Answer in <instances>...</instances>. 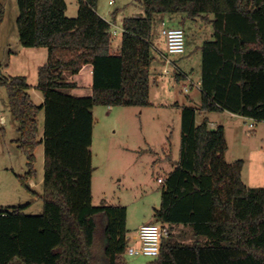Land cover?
I'll list each match as a JSON object with an SVG mask.
<instances>
[{
	"label": "trees",
	"instance_id": "16d2710c",
	"mask_svg": "<svg viewBox=\"0 0 264 264\" xmlns=\"http://www.w3.org/2000/svg\"><path fill=\"white\" fill-rule=\"evenodd\" d=\"M98 2L78 0V14L70 18L66 0H18L20 43L48 51L36 85L44 102L35 104L25 76L0 75V87L17 125L15 143L28 161L18 180L29 191L35 152L44 145V210L27 215V206L0 208V264H128V208L93 204V110L150 106L157 17L213 24L215 41L201 47L200 110L264 122V0H141L144 16L124 19L117 52ZM5 16L0 1V27ZM86 66L92 67V94L75 96L77 84L65 74L78 75ZM197 115L194 107L182 108L180 159L154 209L155 223L169 233L153 264H264V187L244 184V161L226 160L224 128L197 124ZM6 135L0 124V140ZM179 227L192 231L191 242L175 238Z\"/></svg>",
	"mask_w": 264,
	"mask_h": 264
},
{
	"label": "rangeland",
	"instance_id": "374dc122",
	"mask_svg": "<svg viewBox=\"0 0 264 264\" xmlns=\"http://www.w3.org/2000/svg\"><path fill=\"white\" fill-rule=\"evenodd\" d=\"M6 11L5 21L0 30V75L11 77L24 72L28 73L30 80L32 72L30 63H37L39 57L32 52H44L47 62L48 51L45 48H26L20 43L17 19L19 17L18 0H0ZM113 4H110V2ZM141 0H99L98 13L111 23V29L118 32L114 39L113 50L121 45L123 34V20L142 14ZM66 14L75 18L78 14V0H66ZM144 15V13H143ZM169 26L182 27L186 32V52L182 56L173 57L176 66L183 71L197 85L201 73L203 53L199 46L206 41H213V24L202 19L187 20L184 16H171ZM214 16H210V19ZM160 19L154 22V32L158 33ZM29 63L28 67L26 64ZM200 65V66H199ZM175 65L170 72L176 73ZM31 67H33L31 65ZM24 69V70H22ZM74 75L65 74V79ZM37 77V76H36ZM37 81V80H36ZM189 81L179 82L176 93L185 98L180 92L184 84L191 85ZM198 87V85H197ZM195 87L191 94H199ZM2 97L8 107L6 89H0ZM73 93V91H71ZM181 94V95H180ZM35 104L41 105L42 93L36 89L32 92ZM0 115L9 114L10 111L1 108ZM0 109V110H1ZM138 107H114L109 110L106 106H98L93 110L95 129L93 145V204L98 206L102 200L110 205H123L128 208V233L134 232L139 223H148L152 218L154 209L161 205L162 186L159 177H165L167 171L179 160L181 148V123L177 111L172 110L161 117L158 123L152 109L144 111ZM39 140L44 135L45 112L39 115ZM250 123L256 128L250 129ZM15 124V123H14ZM15 128L7 123V135L0 140V208L27 206L25 214L41 215L44 210L42 200L44 191V165L45 149L41 144L35 152L36 177L34 185L29 183L31 191L25 189L18 180V176H25L28 172L27 157L13 141L19 137L17 125ZM240 136L243 139L230 136L231 147L235 160L247 162L245 179L252 187H264V123L247 121L239 125ZM171 147V149H169ZM172 153V156L169 155ZM170 159V160H168ZM179 162V161H178ZM177 162V163H178ZM97 168V169H96ZM96 169V170H95ZM33 186V187H32ZM175 238L182 242L193 240L189 228L179 227L174 230ZM167 238V237H166ZM128 264L139 261L140 264H153L156 258L145 256H131L126 254Z\"/></svg>",
	"mask_w": 264,
	"mask_h": 264
},
{
	"label": "crops",
	"instance_id": "0c3cea01",
	"mask_svg": "<svg viewBox=\"0 0 264 264\" xmlns=\"http://www.w3.org/2000/svg\"><path fill=\"white\" fill-rule=\"evenodd\" d=\"M140 5H141L142 11L144 13V9H143L141 2H140ZM143 13L138 14V15H134V17H142V16H144ZM104 19L106 21H108L106 18H104ZM159 19L161 22L159 32L155 33L153 30V39H152L153 47L155 50L154 51L155 59L153 61L152 67H151L150 106L138 107V108L142 109L140 112V115L143 116L145 110L152 109L154 111L155 116L157 118V121L159 123L161 121L162 116H165V115H167V113H170L172 110H175V111H177V113L179 115L180 123H181L182 108L183 107L188 106V107H194V108L198 109L197 124H202L204 121H207L209 124V127L212 130H216L218 127L224 128L225 136H226V140H227V144H228V150L226 153V158L229 162H232L233 160L236 159V157H234L233 153H232L233 151H232V147H231L230 136H232L233 139L235 136L238 139L239 138L243 139V136H240L241 133L239 131V125L243 121L247 122V121H251V120L244 118V117H241V116H238V115H235V114H232V113H229V112H208V111L200 110V106H201V102H202V89H201V85H202V63H201V73H200V76H199L198 81H197L198 87L195 84V82L193 81V79H190L188 77V75H186L183 71H181L176 66L175 61H174V65H175L174 67L176 70H178L176 75L172 72H170L169 74L163 73V69L165 66L164 62H163V56L166 53V50H165V40L161 34V30H162V22L165 21L167 24H169V18L166 15V16H159ZM211 20H214V19L212 18ZM3 24H2V26H3ZM2 26L0 27V30H1ZM115 31L116 30L111 29L112 33ZM117 34H118V32H117ZM117 34L114 36L117 37L118 36ZM211 38L213 41H215L214 35H212V33H211ZM113 43H114V41H113ZM201 47H202V45L199 46L198 49H201ZM112 48H113V44H112ZM119 49H120V47L118 48V50ZM118 50H116V51L113 50V51L117 52ZM31 55H33L34 57H39L38 61H36L37 63H30L33 66V67H31V65H30V67H29L31 69V71L33 70V72L31 73L33 79L30 80L28 73L24 69H22V70H24V72L19 73L18 75H15V76H25L27 78L28 83L32 86V88L29 90V94L31 95V97H33L32 92L34 91V89L38 83V71H39V68L41 66H43V62H45V60H46V54H44V52H32ZM47 59H48V56H47ZM28 65H29V63L26 64V67H28ZM187 80L190 82V83L189 82L188 83L191 84L192 89L190 92L186 93L185 89H186V87H188L190 85H187V83H185L183 89L180 90V92L184 93L185 98H181V96H179L176 93L177 92L176 86L178 85L179 82L187 81ZM67 82L77 84V88L73 90V94L75 96H79V97L90 96L92 94L91 88H92V84H93L92 67L91 66L84 67L78 75L68 77ZM195 87H197V89H199L200 93L197 95L194 94L192 96L191 94L194 92ZM0 89H3V87H0ZM43 102H44V97H43V101L41 104H43ZM5 107H6V110H9L6 102L4 101V97H2L1 92H0V109L5 108ZM113 108L114 107H108L109 110H112ZM0 111H2V109ZM1 117H4V119H5V124L3 125L4 127L7 125V123H10L13 128L16 127L13 120H12L11 114L9 115L6 112V114L4 115L1 113L0 118ZM249 127H250V125H249ZM255 128H256V125L253 128L250 127V129H253V130ZM94 129H95V127H94ZM17 133H18V131H17ZM93 135H94V133H93ZM18 138H16L15 140H17ZM15 140L13 141L14 143H15ZM169 155L172 156V153H169ZM179 159H180V155H179ZM168 160H170V159H168ZM178 161H174V165H172L171 169L166 172L165 178L168 176V174H170L176 168ZM243 161H244V168L242 171V179H243L244 184L249 188H258V187H252L251 185H249L250 183H248L246 181V179H245V167L247 165V162L245 161V159ZM31 184L34 185V182H32ZM161 186H162V184H161ZM128 214H129V211H128ZM155 222L156 221L154 219V213H153V216L149 220L148 223H155ZM148 223L137 224L134 228V232H131V230H129L128 238H129L130 247H139L140 246V242H139V238H138L139 229L142 225L148 224ZM127 227H128V223H127ZM133 264H140V262L136 261Z\"/></svg>",
	"mask_w": 264,
	"mask_h": 264
},
{
	"label": "built area",
	"instance_id": "2783aa9c",
	"mask_svg": "<svg viewBox=\"0 0 264 264\" xmlns=\"http://www.w3.org/2000/svg\"><path fill=\"white\" fill-rule=\"evenodd\" d=\"M110 4H113L111 1ZM114 35L117 32H113ZM161 34L165 40L166 53L163 56L164 74L170 73V67H173V57L182 56L186 52V32L182 27H171L165 21L162 22ZM192 86H188L185 92L188 93ZM0 124H5L4 117L0 118ZM250 127H255L254 123H250ZM165 177H159L158 182L164 184ZM169 230L166 225L162 223H148L140 227L138 238L140 242L139 247H130L128 254L131 256H145L157 258L161 254V248L164 238L168 236Z\"/></svg>",
	"mask_w": 264,
	"mask_h": 264
}]
</instances>
